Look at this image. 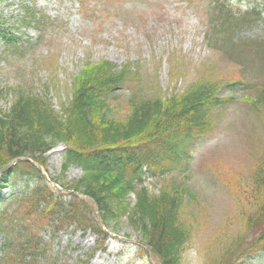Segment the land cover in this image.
Segmentation results:
<instances>
[{"label":"rangeland","instance_id":"1","mask_svg":"<svg viewBox=\"0 0 264 264\" xmlns=\"http://www.w3.org/2000/svg\"><path fill=\"white\" fill-rule=\"evenodd\" d=\"M255 1L262 0L228 4L245 11ZM25 5L36 12L30 25L22 21ZM211 5L210 0H0V28L15 37L0 39V111L7 112L22 90L60 114V106L72 97L73 81L85 66L98 61L117 68L124 63L132 66L127 81L113 94L118 119L128 112L127 98L133 90L141 95L137 101L165 100L194 80L234 81L241 77L243 65L230 61L206 39ZM240 33L262 34L264 24L247 26ZM255 67L261 75L264 59H256ZM252 69H247L250 75L255 73ZM218 95L224 102L209 111L208 129L191 146L187 177L180 175L190 194L178 213L187 232L178 264H264L241 260L259 250L255 240L264 227V221L255 226L249 222L256 220L263 203L264 186L252 178L261 169L264 172V110L254 105V93L246 94L238 84L223 87ZM63 148L61 142L53 143L43 153L44 165H38L46 178L57 182V190L70 193L60 185L73 183L82 171L77 166L61 170ZM40 176V181L20 177L15 187L34 192L42 184L56 190ZM164 178L145 175L143 185L158 193ZM90 217L97 222L91 209ZM31 220L32 231L42 240L36 264H150L143 248L123 240L142 241L124 218L108 223L114 232L102 220L109 234L106 241L93 229L56 224L39 229L42 220L38 216ZM7 253L10 248L0 244V258Z\"/></svg>","mask_w":264,"mask_h":264},{"label":"trees","instance_id":"2","mask_svg":"<svg viewBox=\"0 0 264 264\" xmlns=\"http://www.w3.org/2000/svg\"><path fill=\"white\" fill-rule=\"evenodd\" d=\"M229 1L210 0V35L206 39L230 61L243 65L241 77L232 82L194 80L181 93L165 100L137 101L139 91L133 90L127 98L128 112L121 119L115 117L117 101L113 94L127 81L131 64L117 68L113 63L98 61L85 66L73 81L72 97L60 106V114L40 97L17 91L8 111H0V169L19 156L44 165L43 153L53 143L61 142V170L77 166L82 176L71 184L59 185L92 197L108 230L109 222L124 218L163 264H178L187 235L178 213L184 197L190 194L188 183L180 175L187 177L190 149L208 129L209 111L224 102L219 91L225 86L241 85L246 94L254 93V105L264 110V67L260 68L261 75L259 67L252 69L256 59H264V33L239 36L247 26L264 24V0L255 1L245 11L232 9ZM35 13L34 6H23V24L34 23ZM14 38L0 28V39ZM247 69L255 71L254 75ZM145 175L166 177L158 193L143 185ZM23 176L41 179L37 168L25 160L0 175V191L9 189L7 194L0 192V244L10 248L11 253L2 256L0 263L10 264L12 259L36 264L42 240L31 229L34 216L42 220L39 229L54 224L82 231L93 229L106 241L108 235L92 220L88 205L74 192H51L42 184L34 192L22 190L15 186ZM252 179L264 186L262 169ZM255 214L256 220H249L252 226L264 221V194L262 207ZM255 242L259 250L253 255L247 253L244 260L240 256L243 262H264V227Z\"/></svg>","mask_w":264,"mask_h":264},{"label":"water","instance_id":"3","mask_svg":"<svg viewBox=\"0 0 264 264\" xmlns=\"http://www.w3.org/2000/svg\"><path fill=\"white\" fill-rule=\"evenodd\" d=\"M22 160H25V161H29V162H31V163H32V164H33V165H34V166L40 171V173L42 174L43 178H45V179L47 180V182H48V184H49L50 186H52L53 188H58V186H57L55 183H53V182L50 181L48 178H46V177H45V174L41 172V167H40V165H38L37 162L33 161V160L30 159L29 157L19 156V157H16V158L12 159L9 163H7L4 167H2V168L0 169V174H1L3 171L9 169V168H10L12 165H14L16 162H18V161H22ZM70 192H74V193H76L77 196H79L80 199L84 200V201L88 204V206H89V208L91 209L92 214H93V216L95 217V219H96L98 225L100 226V228H101L104 232H108V231L104 228V226H103V222H102V219H101V216H100V212H99V210H98V206H97L95 200H94L92 197H90V196H88V195H85V194H83V193H80V192H75V191H70ZM123 240L129 241V242H133V243H136L137 245L141 246V247L144 249V251H145V253H146V256H147V259H148V261L150 262V264H163V262H162V260L159 258V256H158L156 253L152 252L151 248H150L146 243H144L143 241L132 240V239H126V238H124Z\"/></svg>","mask_w":264,"mask_h":264}]
</instances>
